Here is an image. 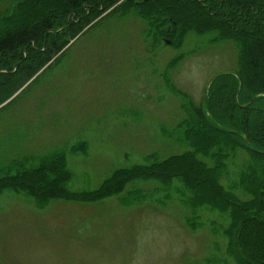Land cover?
I'll return each instance as SVG.
<instances>
[{"label":"rangeland","instance_id":"374dc122","mask_svg":"<svg viewBox=\"0 0 264 264\" xmlns=\"http://www.w3.org/2000/svg\"><path fill=\"white\" fill-rule=\"evenodd\" d=\"M122 2L81 29L42 67H24L5 78L0 91L14 93L0 104V159H40L64 151L71 174L66 188L76 194L96 192L115 172L134 166L150 177L121 182L95 201L5 190L0 264H205L211 255L224 256L219 226L214 238L207 221L225 222L211 210H199L195 227H188L185 218L192 214L176 201L162 206L155 201L161 195L151 198L157 183L144 160L183 151L161 134L182 116L181 101L164 80L201 106L212 78L235 70L233 43L195 46L201 50L169 67L175 56L186 54L185 44L179 50L163 44L151 52L139 20L109 18L100 24ZM12 3L0 0V12ZM137 195L133 204L122 203Z\"/></svg>","mask_w":264,"mask_h":264},{"label":"trees","instance_id":"16d2710c","mask_svg":"<svg viewBox=\"0 0 264 264\" xmlns=\"http://www.w3.org/2000/svg\"><path fill=\"white\" fill-rule=\"evenodd\" d=\"M12 1L10 10L0 12V85L24 67H42L52 53L122 0ZM109 18L139 20L143 44L151 52L166 47L165 41L177 50L185 44L186 54L175 56L169 67L201 50L195 46L233 43L235 70L212 78L201 106L164 80L180 99L182 116L161 134L183 151L163 158L155 153L144 161L157 183L151 198L161 195L155 201L162 206L176 201L192 214L185 218L188 227H195L199 210H211L225 222L207 221L214 238L219 226L225 245L223 258L211 255L205 264H229L228 259L232 264H264V0H123L100 24ZM7 89L1 88L0 104L14 93ZM132 168L118 170L96 192L76 194L66 188L71 174L64 151L40 159H0V194L15 190L36 198L95 201L121 182L150 177ZM133 197L122 203L133 204L138 195Z\"/></svg>","mask_w":264,"mask_h":264},{"label":"water","instance_id":"95a60500","mask_svg":"<svg viewBox=\"0 0 264 264\" xmlns=\"http://www.w3.org/2000/svg\"><path fill=\"white\" fill-rule=\"evenodd\" d=\"M165 43H166L167 45H169V44H170V42H169V41H165Z\"/></svg>","mask_w":264,"mask_h":264}]
</instances>
